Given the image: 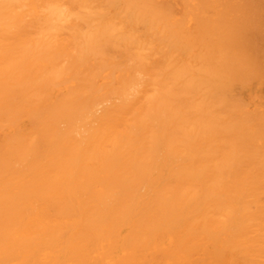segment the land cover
Segmentation results:
<instances>
[{"label":"bare ground","instance_id":"6f19581e","mask_svg":"<svg viewBox=\"0 0 264 264\" xmlns=\"http://www.w3.org/2000/svg\"><path fill=\"white\" fill-rule=\"evenodd\" d=\"M0 264H264V0H0Z\"/></svg>","mask_w":264,"mask_h":264}]
</instances>
